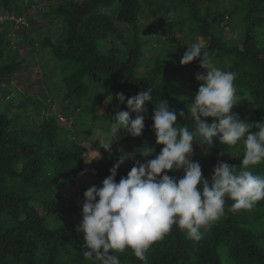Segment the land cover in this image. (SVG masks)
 I'll return each instance as SVG.
<instances>
[{"label":"trees","instance_id":"1","mask_svg":"<svg viewBox=\"0 0 264 264\" xmlns=\"http://www.w3.org/2000/svg\"><path fill=\"white\" fill-rule=\"evenodd\" d=\"M233 1L0 0V14L7 17L0 22V99L5 103L0 101V264H92L84 259L87 249L82 233L76 231L86 190L80 189L72 199L67 197L83 172L85 146L81 142L91 144L101 154L93 168L94 186L99 187L122 153L129 158L118 169L116 182L130 172L133 159L144 162L138 155L147 146L155 149L154 156L159 154L161 146L155 143L152 115L162 100L177 113L185 112L184 118L177 117L178 126L194 128L189 108L199 88L195 76L197 70H205L199 60L181 66L188 46H183L186 37L201 39L212 64L238 74L234 82L236 105L231 114L250 124L264 121V45L255 32L264 25V0ZM37 3L45 4L43 13ZM236 8L245 24L240 35L225 21ZM182 10L186 11L183 19L170 17ZM144 12L146 20L155 17L163 38L171 35L173 39H151L157 41L155 47L146 49L151 41L146 35L149 29L139 20ZM48 15L52 20L57 18L60 30L50 28L52 21H42ZM13 16H24L27 26L15 25L10 20ZM174 34L182 37L174 38ZM28 46L47 52L52 68L44 62L42 67L47 69L39 73L41 62L36 65ZM32 69L36 81L30 84L35 86L30 92L18 81ZM49 74L57 79L48 92L57 96L63 111L73 108L70 115H63L66 119L75 116L73 142L60 140L57 115H44L37 121L39 106L44 104L41 100L47 97L48 86L43 82ZM39 82L46 89L37 86ZM105 88L110 89L104 93ZM148 88L152 101L145 106L142 135L134 138L123 129L111 135V119L127 110V98ZM22 92L31 97L25 98ZM118 93L126 100L113 108L109 96ZM85 112L99 123L98 127L84 119ZM81 114H85L83 120ZM91 128L109 135L110 141L106 138L105 143H112L111 155L103 149L105 144L87 138ZM242 158V142L229 147L218 141L213 145L194 143L191 157L200 163L202 176L209 181L218 162L239 171ZM253 172L264 176V163ZM169 175L182 177L183 171ZM232 203L226 199L224 215L202 229L198 241L173 226L146 253L147 264H264V200L250 211H231ZM116 255L121 264H142L129 249Z\"/></svg>","mask_w":264,"mask_h":264},{"label":"clouds","instance_id":"2","mask_svg":"<svg viewBox=\"0 0 264 264\" xmlns=\"http://www.w3.org/2000/svg\"><path fill=\"white\" fill-rule=\"evenodd\" d=\"M5 18L0 14V22ZM10 20L20 28L27 26L24 16ZM201 43H190L180 60L181 66L199 60L205 70L195 76L199 88L189 108L195 127L190 130L188 126H178L177 117L184 118L185 112L177 113L162 100L152 115L155 143L161 146L159 154L154 156L155 149L147 146L138 155L144 162L131 157L133 167L116 182L118 169L129 158L122 153L101 186H92L83 194L82 219L76 231L83 235L87 249L84 259L92 264H121L116 253L126 249L147 264L146 253L173 226L198 241L201 230L224 215L226 199L233 202L230 210L234 212L250 211L264 200V176L253 172L264 163V121L250 124L231 114L236 105L234 82L238 74L213 66ZM151 93L148 88L127 98V110L117 112L111 119V135L121 129L134 138L142 135ZM115 99L122 105L126 97L118 93ZM214 141L229 147L242 142L243 158L239 171L218 162L209 181L203 178L200 163L191 157L194 143L213 145ZM111 145L105 143L103 149L110 151ZM181 170L182 177L169 175Z\"/></svg>","mask_w":264,"mask_h":264},{"label":"rangeland","instance_id":"3","mask_svg":"<svg viewBox=\"0 0 264 264\" xmlns=\"http://www.w3.org/2000/svg\"><path fill=\"white\" fill-rule=\"evenodd\" d=\"M234 4H236V1L234 0L233 1ZM38 5V3H37ZM39 8V12H42L45 10V4L42 3L41 5H38ZM34 9H37V8H34ZM212 10H214V8H212ZM143 15V14H142ZM186 15V11L185 10H182V11H178L177 13L175 14H171V17L172 19H177V18H184ZM239 15L241 16L240 14V9L236 8L234 10V14L231 15V17L226 20L225 18V21H229L227 24L229 25L230 28L234 29L236 35H240L243 33V30H244V23L243 21L241 20L240 21V17ZM45 20H42V21H45V22H48V21H52L54 23L53 26H50V28L53 30H60V27H61V23L57 20V18H55L54 20H52V15H48V16H45L44 17ZM148 18V15L146 14L145 15V12H144V16L143 17H140L139 20H140V24H142L144 26V28L148 30V33L146 34L149 41H151V39H154V38H157V39H166L167 37H169L170 39H173L171 37V35H167L163 38V34H162V31H161V28H159L158 26H156L155 24V17L152 18L150 17L148 20H146ZM228 25L225 27L224 31H223V34L225 36H227L228 34ZM144 29H142L143 31ZM18 30H16L17 32ZM20 31V30H19ZM186 32V31H185ZM255 32H258V39L260 40V42L262 43V45H264V25L261 27V28H258L256 29ZM168 33V31H167ZM174 38H178V37H182V36H179V34H174L173 36ZM230 37H227L226 39H229ZM186 40L185 42H183V46L184 45H189L190 43H194L196 42L197 40H199V42L201 43V39H195V38H191V37H186ZM13 42L15 43L16 41L13 40ZM116 43L120 44L121 41L120 40H117L115 41ZM154 42H157V41H154ZM153 41L149 42L147 45H146V49H154L155 47V44ZM174 44H176V42L174 41ZM202 45V43H201ZM31 52V54L34 55V60L36 62V65L38 62H41V64L37 67L38 69V72L39 73H44V70H46L47 68L46 67H42L44 66V62L45 64L48 62V65L49 67L52 68V65L49 64V62H52L50 61V58H49V55L47 52H42L39 50V49H32L30 46H28V48ZM26 51V48H24L23 50L20 51L21 55H23ZM27 64V63H25ZM213 66L217 67L216 64L213 63ZM43 68V69H42ZM196 71V70H195ZM34 73V69H32V72L31 70H27L24 75H23V78L22 80L18 81V82H21L23 85L27 86L28 89L30 90V92L34 91L35 89V86L33 87H30V84L33 82L36 81V76L33 74ZM197 73H203L201 70H197ZM57 79L56 75L55 74H49L47 76L46 79H44V82L45 84H47L48 88L46 89L45 85L42 84L41 82H39L41 85H37V86H40L43 88H45V93H46V100L42 99V101H44L43 103V106H39L40 109H41V114L40 116L38 117V120L37 121H41L42 118L44 115H46L47 117L48 116H52V115H57V119H58V130L60 131V140L64 141L65 143L67 142H73L74 140H76V136L74 135V132L76 131V128L74 126V122H73V117H71L70 119H66L64 116H67V115H70L71 112H73V108L72 107H68L67 109H65L64 111L61 109V105L59 104V99L57 98V96L54 94V93H49L48 91L51 90L50 89V85L55 83L54 81ZM53 82V83H52ZM56 84V83H55ZM15 87L16 89V86H13ZM2 88L4 89V85H2ZM110 88H105L104 89V93L107 92ZM23 93V92H22ZM15 94V93H14ZM13 94V95H14ZM16 95V94H15ZM25 98L27 97H31V94L30 95H26V94H22ZM21 95V98H18L16 95V97L18 98V100L21 101L23 100V96ZM115 96L116 94H113V95H110L109 98H110V101L112 99V107L115 108L116 107V104H117V100L115 99ZM15 97V98H16ZM42 98V97H41ZM1 103L4 105L5 103L0 99ZM92 113H95L97 114V112H94L92 111ZM86 114V115H85ZM85 114H81L79 117H80V120H83L81 118V116H84L85 118L84 119H88L90 122L89 123H93V126L95 127H98V124L96 121H93L91 120V114H87L85 112ZM64 115V116H63ZM80 128H86V126H81ZM78 135V134H76ZM88 135L87 138L91 141H95L97 143H99V145H102V144H105V139L107 138V142L110 141V137L109 135H106L104 131L100 130V129H97V128H91L89 131H88ZM82 140V137H79V141ZM84 146H85V154H84V168H83V172L82 174L77 178L76 182L74 183V185L71 187L70 189V192L69 194L67 195V197L69 199H72V197L74 196L75 193H77L80 189H85V190H88L90 187L94 186L95 183H96V177H95V173L93 171V168H94V165L99 161V159L101 158V154L100 152L94 148L91 144L89 143H85V142H81ZM107 154L108 155H111L112 152L111 151H107ZM99 159H95V158H98ZM93 159V160H92ZM92 160V161H91ZM86 161H91V163H87ZM69 205V203L67 204Z\"/></svg>","mask_w":264,"mask_h":264}]
</instances>
